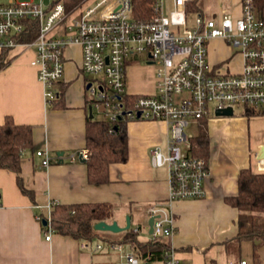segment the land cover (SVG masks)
I'll list each match as a JSON object with an SVG mask.
<instances>
[{
	"label": "crops",
	"instance_id": "obj_1",
	"mask_svg": "<svg viewBox=\"0 0 264 264\" xmlns=\"http://www.w3.org/2000/svg\"><path fill=\"white\" fill-rule=\"evenodd\" d=\"M229 2L239 11L240 0ZM226 43L222 38L210 40L212 65L228 63L230 66L227 60L232 57L227 56ZM15 55L17 57L0 72V124L6 116H12L16 124L33 125L34 147L23 152L21 170L24 184L34 192L35 201L22 193L12 171L0 169V264H114L122 261L121 255L110 245L122 244L128 230L99 231V237L89 241L88 248L82 246L85 240L57 232L47 241L38 216L49 214L46 208L55 201L63 205L109 202L114 206V215L106 222H116L123 228L129 217L131 228L140 227L138 238L144 242L153 240L148 209L162 205L173 214L177 227L172 238L162 239L173 244L180 264H225L237 260L234 252L242 245L235 239L239 231V210L229 205L226 198L238 195V175L242 169L264 173V159L260 158L264 138L255 133V122L259 119L255 116L248 119L242 114L208 117L211 174L204 199L167 204L170 195L167 169L151 164L152 148L166 149L169 132L166 121L126 120L127 162L110 166V180L106 185H91L87 160L80 157L82 152L89 151L85 138L89 107L92 105L93 118L95 108L107 115L110 111L88 102L90 78L82 72L81 51L78 47L69 49L59 87L65 88V107L61 109L47 105L44 85L38 81L37 67L32 65L35 53L16 51ZM141 61L144 59L132 61L128 68V95L155 93V69L146 62V66L136 65ZM241 68L242 64L235 70ZM37 150H48L51 164L47 168L35 154ZM98 244L103 247L97 249ZM122 245L125 251L133 252L130 244ZM252 248L250 264H263L258 254L255 256L253 243ZM150 264H164V260Z\"/></svg>",
	"mask_w": 264,
	"mask_h": 264
},
{
	"label": "built area",
	"instance_id": "obj_2",
	"mask_svg": "<svg viewBox=\"0 0 264 264\" xmlns=\"http://www.w3.org/2000/svg\"><path fill=\"white\" fill-rule=\"evenodd\" d=\"M190 0H154V16L143 22L132 15V0H81L65 7L62 0H5L0 2V56L35 53L32 65L44 85L47 105L59 98V85L66 71L67 50L78 47L82 72L90 77L88 94L98 107L107 108L109 119L122 115V97L127 94V73L132 61L144 59L156 67L155 93L138 95L131 120L166 121L169 124L165 151L152 148L151 164L167 169L169 200H195L207 197L206 183L210 165L192 150L195 134L188 133L200 118L216 116L217 111L231 109L233 116L245 110L264 115V17L258 15L253 0H240L239 11H220L212 18L198 13L190 19ZM192 21L189 24V21ZM34 31V40L26 37ZM224 39L240 50L242 68L230 71L229 64L212 65L209 42ZM93 78V79H92ZM240 108V112L237 109ZM42 165L48 167V150H37ZM89 151L81 153L88 160ZM50 202L38 220H47L43 228L50 241L55 232ZM40 206H38L39 208ZM154 217L151 238H172L177 231L169 209L155 205L149 209ZM134 233L140 227L133 228ZM90 242L82 244L88 248ZM101 244L97 249H101ZM110 248L121 255L114 264H141L122 244ZM164 264H180L173 244L165 251ZM225 264H249L245 258ZM264 264V263H263Z\"/></svg>",
	"mask_w": 264,
	"mask_h": 264
},
{
	"label": "trees",
	"instance_id": "obj_3",
	"mask_svg": "<svg viewBox=\"0 0 264 264\" xmlns=\"http://www.w3.org/2000/svg\"><path fill=\"white\" fill-rule=\"evenodd\" d=\"M62 1L65 7L71 10L72 6L81 0ZM199 1L190 0L188 12L198 11ZM253 1L258 15L264 17V0ZM132 5V15L136 20L146 22L154 16V0H132ZM36 36L37 32L34 31L26 37V41L34 40ZM10 56L11 54L7 52L0 56V72L14 59ZM64 91L65 88H59V98L50 105V108L65 107ZM137 98L138 95L128 94L122 97L124 108L122 113L126 112V115L120 120L113 121L109 118L87 120L86 148L91 156L86 161V168L88 182L91 185H106L110 180V166L127 162L129 152L125 121L130 120L127 113L133 109ZM88 102L90 104L93 101L90 99ZM242 115L250 119L252 116L261 114L257 115L254 110L247 109ZM207 119L208 117L198 119V132L192 140V150L208 163L210 151ZM134 120L141 119L134 118ZM33 147V125L16 124L12 116H6L0 124V169L12 171L22 193L35 201L34 192L24 184L21 170L23 152L32 150ZM238 178V195L226 198L229 205L239 210V231L235 239L240 245L242 242L253 243L255 256H257L258 247L264 246V173H256L251 168H246L239 172ZM51 213V225L55 232L77 240L93 242L100 234L95 229V223L111 219L114 215V206L109 202L59 204ZM138 235L139 233H134L131 228L124 234L122 244H130L138 259L147 264L165 259V251L170 247L168 239L153 238V240L144 242L138 238ZM257 242L261 244L257 245Z\"/></svg>",
	"mask_w": 264,
	"mask_h": 264
},
{
	"label": "rangeland",
	"instance_id": "obj_4",
	"mask_svg": "<svg viewBox=\"0 0 264 264\" xmlns=\"http://www.w3.org/2000/svg\"><path fill=\"white\" fill-rule=\"evenodd\" d=\"M229 1L230 0H200L198 2L199 3V10L193 12L191 14L190 19L193 20V17L198 13L202 14L203 16H205L207 18L214 17V15L218 14L220 11H226L227 13H232V11L234 9V4L233 3L230 4ZM0 2H5V0H0ZM235 11H237V10H235ZM191 20L189 21V24L192 23ZM224 49H226V51L228 52L227 56L230 55L232 57L230 60H227V61H229L230 66H231L229 70L234 72L235 69H238V67H240V65L242 64L240 50L238 48H236L235 46H232V44H230V43H226ZM15 52H13L10 57L16 56ZM68 52H69V50H67L66 56L68 55ZM138 63L139 64H136V65L146 66L145 61H141ZM151 66L153 69L156 70L155 66H153V65H151ZM85 77H87V76H85ZM87 78L89 79L90 77H87ZM90 96H91V94H90ZM102 109H104V108H102ZM237 111L240 112V108H238ZM108 116H109V114L107 115L106 113L102 112L101 110H98L96 108L94 109V119L104 120ZM255 117L257 119H259L255 122V133H257L258 137L264 138V115L255 116ZM186 131L188 133H191V134H196L198 132V127L196 124H194L192 128H190V129L186 128ZM257 250H258L259 260L264 262V246L258 247ZM252 255H253V248H252L251 242H242L241 249L239 251L236 250V252H234V257L237 260H239L241 257H243L248 261L249 264L253 260Z\"/></svg>",
	"mask_w": 264,
	"mask_h": 264
},
{
	"label": "water",
	"instance_id": "obj_5",
	"mask_svg": "<svg viewBox=\"0 0 264 264\" xmlns=\"http://www.w3.org/2000/svg\"><path fill=\"white\" fill-rule=\"evenodd\" d=\"M91 86V83L88 84L87 86V90L89 89V87ZM90 109V118H93V109H92V105H90L89 107ZM126 115V112H123L122 115L119 116V120L122 119V117ZM217 117H222V116H227V117H232L233 116V111L231 109H228V110H224V111H217L216 114H215ZM138 118H140L141 116V113L139 112L138 113ZM261 155H260V158L261 159H264V146L261 147ZM153 221H154V217H152L149 221V224H150V227H151V230H150V234H152L153 232ZM130 218L128 217L127 218V226L126 227H119V225H117L116 222H113V223H107L106 221H100V222H97L95 223V229L98 230V231H105V232H108V231H112L114 233H119V232H123V231H126V230H129L131 228V225H130ZM43 225L46 226L47 225V220H43ZM258 244H260V242H258Z\"/></svg>",
	"mask_w": 264,
	"mask_h": 264
}]
</instances>
